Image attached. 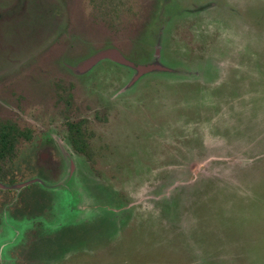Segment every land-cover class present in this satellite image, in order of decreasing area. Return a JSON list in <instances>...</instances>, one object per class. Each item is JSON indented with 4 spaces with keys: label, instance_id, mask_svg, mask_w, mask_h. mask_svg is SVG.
Masks as SVG:
<instances>
[{
    "label": "rangeland",
    "instance_id": "374dc122",
    "mask_svg": "<svg viewBox=\"0 0 264 264\" xmlns=\"http://www.w3.org/2000/svg\"><path fill=\"white\" fill-rule=\"evenodd\" d=\"M0 31V264H264V0H0Z\"/></svg>",
    "mask_w": 264,
    "mask_h": 264
},
{
    "label": "flooded vegetation",
    "instance_id": "af4514ba",
    "mask_svg": "<svg viewBox=\"0 0 264 264\" xmlns=\"http://www.w3.org/2000/svg\"><path fill=\"white\" fill-rule=\"evenodd\" d=\"M7 140H8V136H6V139L5 138H2V139L0 138V145H1V147L4 146V145H6L8 143ZM6 141H7V143H6Z\"/></svg>",
    "mask_w": 264,
    "mask_h": 264
},
{
    "label": "water",
    "instance_id": "95a60500",
    "mask_svg": "<svg viewBox=\"0 0 264 264\" xmlns=\"http://www.w3.org/2000/svg\"><path fill=\"white\" fill-rule=\"evenodd\" d=\"M1 34V33H0ZM99 57H103V53L99 54L98 56L94 57L93 59H91V62L96 61Z\"/></svg>",
    "mask_w": 264,
    "mask_h": 264
},
{
    "label": "trees",
    "instance_id": "16d2710c",
    "mask_svg": "<svg viewBox=\"0 0 264 264\" xmlns=\"http://www.w3.org/2000/svg\"><path fill=\"white\" fill-rule=\"evenodd\" d=\"M0 33H1V31H0ZM0 39H1V34H0ZM3 137L6 139L5 136H2V135L0 136L1 139H2Z\"/></svg>",
    "mask_w": 264,
    "mask_h": 264
}]
</instances>
